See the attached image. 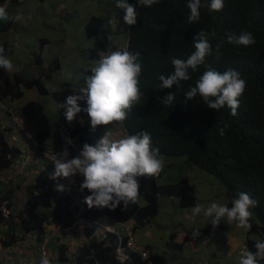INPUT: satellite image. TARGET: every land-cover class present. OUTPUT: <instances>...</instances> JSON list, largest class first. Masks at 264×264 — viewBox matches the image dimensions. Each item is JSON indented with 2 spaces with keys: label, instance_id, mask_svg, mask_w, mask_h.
Returning a JSON list of instances; mask_svg holds the SVG:
<instances>
[{
  "label": "trees",
  "instance_id": "16d2710c",
  "mask_svg": "<svg viewBox=\"0 0 264 264\" xmlns=\"http://www.w3.org/2000/svg\"><path fill=\"white\" fill-rule=\"evenodd\" d=\"M128 2L135 4L136 0ZM201 2L206 5L210 0ZM187 3L188 0H160L151 7L137 4V23L129 26L126 48L141 54L142 96L140 103L133 106L121 124L127 135L148 131L153 147H159L160 155L185 157L188 162L213 174L226 190L227 207H232V200L239 192L248 193L258 202L255 208L250 209L258 221L250 220L252 227L247 234L255 233L259 236L258 240L264 241V0H224L221 11H209L207 6H203L199 21L192 24L188 22ZM90 22L98 27L101 21L92 18ZM201 30L212 45L205 65L198 66L196 72L189 69L190 79L181 81L179 87L173 85L170 89H158L160 81L157 75H170L174 71L171 64L173 57L186 60L195 51L193 39ZM86 32L90 35L88 25ZM242 32L251 33L255 43L244 47L227 42L226 34L239 36ZM90 52L91 58H97L96 50ZM206 66L220 72L233 68L246 81L245 91L239 98L237 115L232 116L227 106L218 111L212 110L199 96L185 102L184 93L195 86ZM9 76L7 70L0 68L1 98L20 97L22 89L31 87H37L41 93L46 92L38 77ZM169 92L175 94V100L172 105L164 106L161 99ZM70 94L72 90L66 82L52 92L60 103ZM20 113L27 132V135H23L26 143L32 149H40L39 145L51 134L42 106L36 101H29L21 107ZM221 129L224 135H220ZM6 131L0 128V173L9 169L21 154L17 146L6 140ZM79 142L83 147L85 143L95 145L97 139L80 135ZM53 171V166L47 164L45 170L36 174L33 184L25 188L26 198L22 207L17 206L11 182L0 180V247L12 246L28 233L33 234L38 243L41 242L45 224L50 220L63 228L74 224L77 205L68 193L57 190L56 184L61 179H50ZM156 179L139 178V196L146 201L143 206L135 202L109 210L90 209L85 203L81 216L91 223L104 218L107 224H114L131 218L142 225L157 213L160 197L175 196L182 207L195 204V187L187 177L169 184H158ZM3 183L10 187H5ZM217 228L212 227L210 220L201 231L210 235ZM84 232L87 242L72 255H66V244L56 245L55 241L50 240L46 246L58 252L57 260L61 264L166 263L165 257L160 254L153 253L147 259H142L132 251L129 259L120 260L116 255L117 238L114 233L105 231L96 236L91 226L84 227ZM189 239H192V235H186L182 242L171 239L169 244L181 249L184 241ZM258 240L246 237L248 251H256L254 245ZM259 264H264V260Z\"/></svg>",
  "mask_w": 264,
  "mask_h": 264
},
{
  "label": "clouds",
  "instance_id": "9594fccd",
  "mask_svg": "<svg viewBox=\"0 0 264 264\" xmlns=\"http://www.w3.org/2000/svg\"><path fill=\"white\" fill-rule=\"evenodd\" d=\"M12 1H16L17 4L12 5ZM30 1H33V3H42L45 0H0V21H3L2 24L4 23V28L1 33H4L6 30L14 32L19 46L22 44L20 43L22 40L19 32H15L13 29L12 20L19 21L27 15H30L28 10ZM158 3H160V0H136L135 4L129 3L128 0H116L115 7L124 12L122 27L127 30V41L124 46L109 45L106 37L100 35L103 23L101 17L90 16V18L84 19L83 29L85 30L86 37L90 39L85 52L88 59L96 61V66L87 71L83 70L84 74L81 78V80H84L83 87L73 94V90L69 86L72 90V94L68 95L63 102L60 103L58 101L61 107L59 118L64 110V117L70 127V139H67V144L71 145V159H69L70 153L67 146L60 153H55L51 157V161L43 155L45 150L55 148L59 143L57 130L59 118L55 126L57 135L56 144L49 148H42L40 146L41 143L39 145L40 149H32L28 146L23 136L25 134L27 135V132L25 131L24 120L20 113L21 108L16 110L8 102L21 98L24 90L31 88H35L41 95L48 94L42 80L46 90L45 93H41L37 87H31L22 89L23 93L20 97H0V112L4 114L9 124L7 127L1 128L0 126V128L4 130L7 129L5 138L8 143L17 146L22 153L21 143L25 142L30 149L36 151L38 157L44 159L45 166L51 164L54 171L50 174L49 178L52 180L60 178L63 185L58 184L57 190L68 193L71 196V200L77 205V218L74 224L63 228L52 221L56 224V228L64 232L77 223H82L85 224L83 226V232L84 227L91 226L93 228V234L96 236H100L105 231L112 232L117 238L116 255L120 260L129 259V253L131 251L138 253L142 259H147L153 254L149 253L147 246H139L134 241L133 233L139 224L131 218L125 221H117L114 224H107L103 218L91 223L81 216L85 209V203L90 209L96 207L98 209L107 208L109 210H115L121 204L126 207L129 203H135L140 193L139 178L158 177L163 171L164 160L160 158L159 147H153L152 137L146 130H141L133 135H127L124 131L126 136L114 139L112 132L107 129L99 139L97 137H89L97 139L95 145L85 143L79 150L78 155L74 156L72 149V145L75 146L73 142V132L78 133L79 131H74L75 129L71 122H73L77 114L83 110L90 118L92 130H95L97 126H107L113 124V122H119L121 124L127 119V114L133 106L140 103L142 96L140 90V76L142 73L141 54L138 51L135 53L130 52L126 48L130 33L129 26H133L137 23V4L142 7H151ZM203 6H207L209 11H221L224 7V0H210V3L206 5H202L201 0H188L189 24L199 21L200 9ZM7 9H10L11 17ZM55 12H57L56 14L58 15L62 13L63 15L67 14L74 16V12H72V10L70 12L68 9L62 10L58 8L55 9ZM92 18L100 19L101 22L98 27L95 26V23L90 22ZM86 25L91 29L90 35L86 32ZM94 30L95 33H93ZM226 37L228 43L244 47H248L255 43L253 35L249 32H242L239 36L235 34H226ZM108 39L111 41L110 36ZM193 41L195 51L192 52L186 60L173 57L171 59V64L174 71L168 76L163 74L157 75V79L160 81L158 89H170L173 85L179 87L181 81L190 79L189 69H191L192 72H196L198 71V66L205 65V58L211 54L212 50V45L207 39L206 33L203 30L199 31ZM43 45L44 39H41L37 56H34V61L36 66L43 65L44 69H48L47 64L41 59V48ZM91 50H96L97 53L95 55H97V58H91L89 55ZM4 51V47L0 46V68L7 70L8 73L12 72L13 74L25 78L19 73L20 67L14 66L12 61L4 55ZM53 67L56 69L60 67L58 61L55 59L53 60ZM41 71L42 70H40V72ZM36 76L37 75L32 78H36ZM38 78L41 79V77ZM47 78H50V76L47 75ZM20 88L23 87L20 85ZM245 88L246 81L241 78L237 70L228 68L226 71L220 72L211 66H206V70L196 80L195 86L190 87V90L184 93V100L185 102L191 101L199 96L208 108L218 111L227 106L231 110V115L235 116L240 106L239 98L243 95ZM55 91V88L51 89V94ZM174 100L175 94L169 92L161 99V103L164 106H170L173 104ZM80 101H86L87 107L82 109L79 103ZM36 102L42 106L39 101ZM121 129H123V127ZM220 135H224L223 129L220 130ZM74 177H76L78 185L72 183L71 180H73ZM81 177L82 181H80ZM77 189L82 193L87 189L91 194L83 196ZM75 200L82 201L83 208L81 210ZM257 204L258 202L251 198L248 193L239 192L232 200L231 208L226 205L212 202L207 208H202L200 205L194 206L192 215L197 216L203 213L205 217L211 218L210 220L213 228L217 227L221 220L226 218L229 224L235 222L237 228L250 230L252 227L250 223L252 212L250 209L255 208ZM50 221L45 224L43 240L39 243L35 240V245L32 243L33 246H30L33 250V259L31 260H35L36 264H61L57 260L58 252L46 246L50 241L46 236V225ZM98 230L99 232H97ZM30 234L31 233L25 235ZM199 234V230L193 231V236H198ZM31 235L34 237L33 234ZM85 238L86 240L84 243L87 242L86 235ZM22 243H25L24 235H22V238L18 239L14 245L7 248L11 249V251L13 250L12 252L15 253L17 248H21L20 245ZM55 243L56 245L65 244L60 241H55ZM84 243L78 247L84 245ZM254 246L256 248L255 252L244 251L241 253L239 264H259L261 260H264V241L258 240ZM42 250H44L45 254H43ZM74 252L70 253L67 246L66 255H72ZM143 252L145 255H143ZM0 260L2 262L1 257ZM64 264L68 263L64 262Z\"/></svg>",
  "mask_w": 264,
  "mask_h": 264
},
{
  "label": "rangeland",
  "instance_id": "374dc122",
  "mask_svg": "<svg viewBox=\"0 0 264 264\" xmlns=\"http://www.w3.org/2000/svg\"><path fill=\"white\" fill-rule=\"evenodd\" d=\"M58 0H47L44 5V19L50 22L52 28L43 24L44 20L33 22L36 10L33 15H27L19 21H13L12 27L15 32H19L22 46L18 45L16 35L12 31H4L3 21H0V46H3L4 55L10 59L14 66H19V73L25 78L41 77V80L48 91V94L43 95V100H48L47 103H41L43 106H50L46 112L51 115L57 114L59 118V103H57L51 94V89H60L63 82H67L76 93L84 86L83 70H89L92 66H96V61L88 59L86 54V46L89 43V38L86 37L85 30L82 28L84 19L90 16H98L103 19L101 33L102 37H106L109 45L124 46L126 44L127 30L122 27L124 12L115 7L116 0H60L68 10L74 12V20L70 21L69 17L60 18L55 7ZM33 3V1H30ZM17 4L12 1V5ZM11 8V7H9ZM11 17L10 9H7ZM73 14V13H72ZM25 21V22H24ZM121 25V26H120ZM56 26V27H55ZM55 27V28H54ZM64 27L65 31L62 30ZM36 34L40 37H48L47 46L41 48V59L47 64L48 69L44 66H36L34 55L39 50L40 40L36 38ZM111 37V41L108 37ZM36 51V53H35ZM57 60L60 68L53 67V60ZM40 70H42L40 72ZM44 73V74H43ZM9 77H13V73H9ZM47 75L50 78H47ZM24 92H27L24 90ZM39 96L41 94L36 91ZM29 96L26 93L19 101L14 99V103L9 101L17 109L19 103ZM81 108H86V101H80ZM83 111V110H82ZM86 113V112H81ZM87 114V113H86ZM89 118V116H88ZM55 122H52V137L49 138L43 147H47L56 139L54 135ZM114 126L122 128L119 122H113ZM113 124L107 126H97L95 130L91 129L90 118L86 123L85 130H79L80 135L87 137H97L98 139L104 132L113 128ZM78 127V124H75ZM78 135L76 134L72 145L73 152L78 155L75 148L79 151L80 145ZM160 155V154H159ZM164 160V168L161 174L157 177L158 184H169L177 182L181 177H187L195 187L196 202L192 206L182 207L178 204L177 199L163 196L158 199V211L144 225H139L134 231V241L139 246H148L151 253H157L165 257V264H239L240 255L244 251H248L245 245L246 237L249 236L253 240H258L259 236L255 233L247 234V230L237 228L235 222L229 224L225 219H222L218 228L210 235H206L201 231L211 218L205 217L203 213L193 216L192 209L196 205L202 208H207L212 202L220 205L227 203V193L224 187L216 180L213 174L199 168L197 165L187 161L185 157H170L160 155ZM39 165L44 162L42 157H38ZM16 181V180H14ZM5 187L8 185L3 183ZM10 185L8 186V188ZM24 198L25 194H24ZM21 202V203H20ZM17 206L22 207L23 201H17ZM137 203L144 205L145 200L138 196ZM251 221H258L252 214ZM199 230L198 236H193V231ZM182 231L194 237V240L200 243L206 241L209 248H202L201 245L193 250L189 244L183 245L181 249L170 246L168 243L175 235L181 236ZM149 232V235L147 234ZM234 240H238L237 248L230 252V243L228 236ZM175 236V238H176ZM26 243V242H25ZM32 244H26V248L31 249ZM15 249V247H14ZM13 251V250H12ZM8 252L0 250L3 264H36V261L31 260L32 254L21 255L20 250L16 252Z\"/></svg>",
  "mask_w": 264,
  "mask_h": 264
},
{
  "label": "crops",
  "instance_id": "0c3cea01",
  "mask_svg": "<svg viewBox=\"0 0 264 264\" xmlns=\"http://www.w3.org/2000/svg\"><path fill=\"white\" fill-rule=\"evenodd\" d=\"M18 1H22V0H18ZM46 1L47 0H45L42 3H38V2L31 3L30 2L28 10H29L30 15H33L35 12L34 10H36L35 14H37V15L33 19L34 23H37L39 20L42 19V20H44L43 21L44 25L52 28V25L50 24V22H48L47 20L44 19V9H45L44 5H45ZM59 1L60 0L57 1V6L55 7V9L61 8L62 10H67L68 8L64 4L60 3ZM58 12H61V11H58ZM59 17L60 18L69 17L70 21L74 20V16L67 15V14L63 15L61 13V15H59ZM82 28H83V25H82ZM62 30L65 31L64 27L62 28ZM36 38L39 40L44 39V45L43 46L48 45V42H49L48 37H40L38 34H36ZM22 45L23 44H21L20 46H22ZM35 53H36V51H35ZM34 56H37V53ZM92 67H94V66H92ZM26 91L27 92H24L23 96L21 98H18L17 100L19 101L20 99H22L24 97V95H26V93H29V96L19 103L16 110H19L21 108V106L24 105L29 100L39 101L40 103L49 102L48 100H43L44 96L43 95L39 96V94L36 93L37 90L35 88L27 89ZM54 100L57 103H59L55 98H54ZM10 101H12V104L14 103L13 100H10ZM12 106H13V108H15L14 105H12ZM42 107H43V112L46 115V117L48 118L49 124L51 127V134L49 136V138H50V137H52V130H53L52 129V122L54 120L57 121V114L54 117V115H51L50 113L46 112L47 108H49L50 106L46 107V106L42 105ZM59 108H61L60 103H59ZM81 112H83V111H81ZM81 112L78 113L75 120L73 122H71L73 128L75 129L74 131H79L80 129L85 130L86 123L89 121L88 115L86 113L81 114ZM76 123L78 124L79 128L75 127ZM8 125H9L8 120H6V117L4 116V114H2L0 112V126H1V128L7 127ZM55 126H56V122H55ZM55 126H54V135H55L56 139L53 141V143L51 145H49L47 147H43L42 145L45 144V142H47L49 140V138L46 139L40 145L42 148H49V147H52L56 144L57 135H56V127ZM110 131L112 132L114 139H119V138H123L124 136H126L124 130L114 126V124H113V128ZM76 134L80 135V133L74 132L73 139H74ZM79 135H78V139H79ZM21 148H22V153L15 159V161L13 162L11 167L0 173V180H4L5 183L7 181L11 182V185L14 188L16 202L20 201V199L24 202V200H25V198H24L25 188L30 186L31 184H33L34 178L39 171L46 169L45 161L41 165H39V162L37 161L38 155L36 154V151L30 149L25 142L21 143ZM75 151H77L79 153V151L76 148H75ZM74 156H76L75 152H74ZM14 180H16V181H14ZM80 181H82V177H81ZM58 184L63 185V182H61V181L57 182L56 186ZM168 197H172L173 200L177 199L175 196H168ZM75 202L78 204L79 209L81 210L83 208L82 201L81 200H75ZM136 203H137V201H136ZM84 225L85 224L77 223L73 227H70V228L66 229L64 232H61L56 228V224L54 222L50 221L46 225V231H47L46 236L49 238V240L52 239V241H60V242L65 243L68 246V250L70 251V253H72L76 250V248L79 245L83 244L86 240L84 232H83V226ZM97 232H99V230ZM147 234L149 235V232H147ZM186 235H190V234L182 231L180 237H177L175 235L176 238L174 236L173 238L171 237V239H173L175 242H182ZM228 239H229V243H230V252H232L233 250H235L237 248L238 240H236V239L234 240L230 235L228 236ZM24 240L26 243H22L20 245L21 248H17V249L20 250L21 255H24V256L26 254H29V255L33 254V250L26 248V244L31 245L33 243L35 245V238L31 234L30 235H24ZM189 243H190L189 247L192 248L193 250H196L200 245L202 248H209L210 247V246H207L206 241L203 242L202 240H200V243H198L197 241L194 240L193 236H192V239L184 241L183 245H186ZM147 248H148L149 253L151 254V251L149 249V245L147 246ZM0 250H2V252H4V251L11 252V249H8V248H0ZM0 257L2 258V256H0Z\"/></svg>",
  "mask_w": 264,
  "mask_h": 264
},
{
  "label": "built area",
  "instance_id": "2783aa9c",
  "mask_svg": "<svg viewBox=\"0 0 264 264\" xmlns=\"http://www.w3.org/2000/svg\"><path fill=\"white\" fill-rule=\"evenodd\" d=\"M1 104V102H0ZM19 125V124H18ZM58 135H59V143L55 148L49 149V150H45L43 152V155L48 158L51 161V157L55 154V153H60L66 146L69 150V159L72 158V151H71V145L67 144V139H70V127L68 125L67 120L64 117V110L61 113V116L59 118V123H58ZM73 184H77V180L76 177L73 178V180H71ZM79 193H81L83 196H87L90 195L91 193L85 189L84 192H80L79 189H77ZM43 254H45L44 250H42ZM143 255H145V253L143 252Z\"/></svg>",
  "mask_w": 264,
  "mask_h": 264
}]
</instances>
